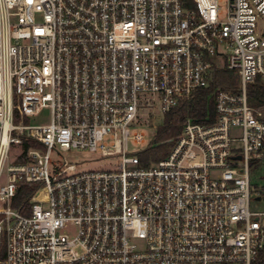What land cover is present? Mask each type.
I'll list each match as a JSON object with an SVG mask.
<instances>
[{
  "label": "built area",
  "instance_id": "obj_1",
  "mask_svg": "<svg viewBox=\"0 0 264 264\" xmlns=\"http://www.w3.org/2000/svg\"><path fill=\"white\" fill-rule=\"evenodd\" d=\"M217 69L239 92L215 91L214 117L142 166L130 144L146 143L145 112H170ZM256 81L264 0H0V264H264ZM72 149L120 161L53 157Z\"/></svg>",
  "mask_w": 264,
  "mask_h": 264
},
{
  "label": "trees",
  "instance_id": "obj_2",
  "mask_svg": "<svg viewBox=\"0 0 264 264\" xmlns=\"http://www.w3.org/2000/svg\"><path fill=\"white\" fill-rule=\"evenodd\" d=\"M217 90L239 92L238 77L233 71L215 70L214 78L208 88L199 89L189 98L180 100L176 107L165 114L164 124L155 135L154 143L156 145L142 153L141 165L147 167L153 162L166 158L174 145V139L181 133L189 120L198 123L205 122L208 116L214 117V93ZM247 96L251 106H264V84L259 81L248 84ZM31 195L32 189L22 188L15 201V207L20 208L21 205H27Z\"/></svg>",
  "mask_w": 264,
  "mask_h": 264
},
{
  "label": "rangeland",
  "instance_id": "obj_3",
  "mask_svg": "<svg viewBox=\"0 0 264 264\" xmlns=\"http://www.w3.org/2000/svg\"><path fill=\"white\" fill-rule=\"evenodd\" d=\"M142 118L139 127L142 128L146 135V143L140 147L130 144V149L134 153L140 151H145L151 145L152 148L155 147V135L158 129L163 126L165 114L161 112L160 105L158 104L154 110V114L148 118L147 112ZM150 114V113H149ZM51 118V113L49 110H43L42 113L37 117L28 118L26 124L37 125L42 122H48ZM18 122V120H16ZM236 137H240V134H237ZM60 155L57 152L53 153V157L56 159L62 160V156L67 158L70 163H78L77 170H111L118 166L119 157H104L100 153H92L88 151H63ZM252 185L258 188L259 190L264 189V161L256 166L252 170ZM252 211H263L264 210V200L253 199L251 203Z\"/></svg>",
  "mask_w": 264,
  "mask_h": 264
}]
</instances>
